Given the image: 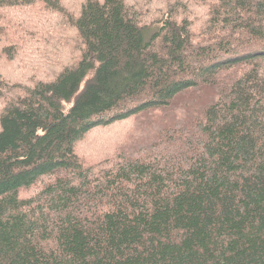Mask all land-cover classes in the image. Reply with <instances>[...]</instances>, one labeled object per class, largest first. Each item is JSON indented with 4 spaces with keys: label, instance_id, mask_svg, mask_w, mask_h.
Returning a JSON list of instances; mask_svg holds the SVG:
<instances>
[{
    "label": "trees",
    "instance_id": "1",
    "mask_svg": "<svg viewBox=\"0 0 264 264\" xmlns=\"http://www.w3.org/2000/svg\"><path fill=\"white\" fill-rule=\"evenodd\" d=\"M44 5L0 0V31ZM63 27L28 67L0 46V264H264V0H79Z\"/></svg>",
    "mask_w": 264,
    "mask_h": 264
},
{
    "label": "rangeland",
    "instance_id": "2",
    "mask_svg": "<svg viewBox=\"0 0 264 264\" xmlns=\"http://www.w3.org/2000/svg\"><path fill=\"white\" fill-rule=\"evenodd\" d=\"M59 1L63 8L62 11L53 10L50 5H44L48 6L49 9L47 13L39 15L41 9L34 6V12L38 15L30 16L27 19L29 24L6 28L3 24L1 25L0 46H8L10 48L8 50L9 55L16 63L19 61V64L28 67L32 63V59L46 57L55 48L61 47L62 45L60 44L66 41L68 35H70V33L67 34L66 29L63 27L66 13L73 11L79 0ZM58 6H60L59 3ZM195 11L200 16L203 7L195 5ZM35 28L38 31H34ZM5 63L4 57H0V66L2 68ZM10 63H13V61H10ZM157 113L162 114V112L158 111ZM163 113L166 114V112ZM135 120V117H129L126 120L114 122L109 126L92 130L76 144L77 153L86 162H96L102 158L113 156L117 146L133 131ZM154 122L155 120L149 123L154 124Z\"/></svg>",
    "mask_w": 264,
    "mask_h": 264
}]
</instances>
